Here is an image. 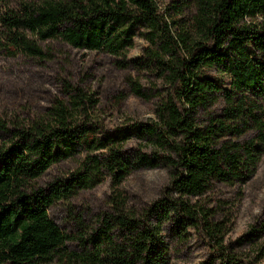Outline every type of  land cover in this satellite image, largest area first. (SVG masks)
<instances>
[{
	"label": "trees",
	"instance_id": "16d2710c",
	"mask_svg": "<svg viewBox=\"0 0 264 264\" xmlns=\"http://www.w3.org/2000/svg\"><path fill=\"white\" fill-rule=\"evenodd\" d=\"M7 1L0 0V51L6 37L43 57L40 46L20 38L29 27L42 41L114 58L120 69L150 70L165 93L157 120L130 131L149 152L126 151L125 134L95 124L93 99L73 80L62 79L68 99L54 100L40 115L14 126L0 119V264H169L167 239L183 249L193 237L188 229L210 253L204 264H253L229 253L214 213L188 199L215 184L248 181L264 156V0H195L190 30L178 33L155 0H39L23 3V14L4 10ZM136 37L149 46L143 58L128 60ZM130 82L137 97L151 98ZM66 162L76 168L44 179ZM146 167L167 168L170 183L143 212L117 204L92 227L70 209L100 174H113L120 185ZM58 204L69 207L81 234L52 216ZM153 218L168 220L176 236H159Z\"/></svg>",
	"mask_w": 264,
	"mask_h": 264
},
{
	"label": "rangeland",
	"instance_id": "374dc122",
	"mask_svg": "<svg viewBox=\"0 0 264 264\" xmlns=\"http://www.w3.org/2000/svg\"><path fill=\"white\" fill-rule=\"evenodd\" d=\"M155 1L160 12L172 22L174 32L190 30L195 0ZM29 2L39 0H9L3 9L23 14L22 4ZM19 32L20 38L24 36L36 43L45 54L36 56L25 46L16 47L6 37L2 39L7 45L0 51L1 120L12 126L21 124L43 113L54 100L66 101L62 79L73 80L92 97L93 106L89 108V114L95 124L109 135L125 134L126 151L136 147L149 152L130 131L137 122L157 120L155 110L158 98L165 93V84L156 73L133 65L120 69L114 58L72 48L59 39L42 41L29 27L21 28ZM148 46L146 40L136 37L135 46L128 51V60L143 58L144 49ZM131 80H137L151 98L137 97L132 91ZM223 80L227 82L228 77L223 75ZM75 168L73 162L63 163L53 167L44 179L51 180L56 174ZM98 178L94 187L80 190L69 201L70 209L83 215L86 225L92 227H98V218L104 212L121 203L125 209L143 212L163 197V190L170 183L169 170L165 167L141 168L120 185L111 173L100 174ZM188 201L214 213L226 231L229 253L253 264H264V156L257 172L248 181L235 185L215 184L204 195ZM68 208L66 204H58L52 216L66 231L81 234L80 227L72 222ZM152 222L154 226L161 225L159 236H176L168 220L160 224L153 218ZM187 236L193 237L183 249L177 248L176 241L167 239L171 245L169 264H204L209 259L210 253L197 239L196 232L188 229ZM71 245L76 249V243ZM214 264L221 263L216 261Z\"/></svg>",
	"mask_w": 264,
	"mask_h": 264
}]
</instances>
